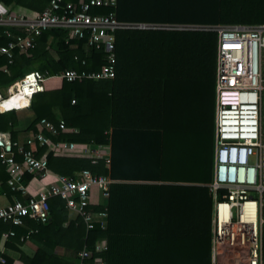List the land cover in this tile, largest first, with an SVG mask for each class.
I'll use <instances>...</instances> for the list:
<instances>
[{
    "label": "trees",
    "instance_id": "1",
    "mask_svg": "<svg viewBox=\"0 0 264 264\" xmlns=\"http://www.w3.org/2000/svg\"><path fill=\"white\" fill-rule=\"evenodd\" d=\"M49 1L0 0V7L8 14L33 18ZM110 12L116 20L131 23L264 24V0H116L114 9L90 10L99 15ZM64 39L63 31H44L27 53L14 51L11 64L7 65L6 58L0 56V67H6V72L0 71V92L30 71L51 76L63 70H101L105 62L101 50L85 48V40L65 43ZM8 43L0 28V47ZM215 48L216 36L212 32L118 31L114 35L112 80L62 81L56 89L32 95L26 108L32 118L23 129H19L16 111L0 113V133L8 134L11 143L19 134H35L41 119L54 125L53 135L42 130L45 144L35 142L25 147L35 158L44 156L48 172L72 176L88 170L120 181L109 187L107 225L103 231L86 232L80 219L67 221L63 201L58 198L47 201L46 224L29 220L22 230L0 222V238L9 230L15 232L4 246L18 253L16 261L0 253L5 264H74L69 258H56L54 247H62L72 256L83 248L91 250L101 237L107 241L106 250L99 255L92 253L88 262L100 256L105 264H209L211 200L206 185L211 180L212 167ZM57 118L66 129L76 132L57 130ZM59 141L108 144L109 162L55 157L52 149ZM11 150L14 152V148ZM16 161L20 158L16 157ZM29 178L27 174L23 177L25 181ZM6 179L0 164V193L9 202L21 200L5 185ZM157 191L198 194L200 203L191 204L189 209L193 207L199 214L200 225L174 232L175 238L185 242L171 249L173 255L167 261L155 257L115 260V249L121 240L141 239V234H146L122 228V222L130 219L124 209L135 200L130 195ZM92 208L99 210L97 206ZM28 229L34 230L29 238L37 248L30 256L18 248L19 238Z\"/></svg>",
    "mask_w": 264,
    "mask_h": 264
},
{
    "label": "built area",
    "instance_id": "2",
    "mask_svg": "<svg viewBox=\"0 0 264 264\" xmlns=\"http://www.w3.org/2000/svg\"><path fill=\"white\" fill-rule=\"evenodd\" d=\"M116 0H50L35 17L8 14L0 7V28L9 43L0 47V56L12 63L14 51L25 54L32 49L35 39L44 31L65 33L64 42L85 40V48L101 50L105 62L98 72L85 73L63 70L56 75L36 71L25 73L14 82L15 92L28 100L44 91V83L57 80L65 83L82 80H112L115 59L114 35L126 30L201 31L216 36L214 63V117L211 180L207 185L212 209L211 264H264L262 253V226L264 224V134L260 128L261 94L264 92V24L256 25H198V24H145L122 22L112 12L92 14L93 8L114 9ZM83 64V62H81ZM6 72V67H0ZM13 94L7 93L0 102ZM73 104V101H71ZM19 110V109H18ZM15 108L7 111H18ZM4 111V112H7ZM2 113V112H0ZM57 130L69 132L62 120L56 121ZM42 130L53 135L56 128L45 119L38 122V131L28 133L24 140L3 144L0 164L7 176L5 185L19 194L0 204V222L11 227L21 226L24 220L46 224L49 220L47 201H63L69 219H80L85 231L105 230L109 187L116 183L107 175H96L81 170L72 176L55 175L47 171L44 156L35 158L25 149L37 142L45 144ZM73 142H56L52 154L62 158H81L109 162V148ZM7 147V149H4ZM14 148V152L11 150ZM16 157L20 161H16ZM25 174H40L50 181L35 193H29L24 184ZM99 198V201H98ZM95 199V201H94ZM97 206L99 210L92 207ZM34 230L28 229L19 238L29 239ZM15 236L13 230L2 234ZM105 250L104 240L97 239L91 250L77 252L74 264H88L91 254ZM0 264H5L0 257Z\"/></svg>",
    "mask_w": 264,
    "mask_h": 264
},
{
    "label": "crops",
    "instance_id": "3",
    "mask_svg": "<svg viewBox=\"0 0 264 264\" xmlns=\"http://www.w3.org/2000/svg\"><path fill=\"white\" fill-rule=\"evenodd\" d=\"M256 25V24H254ZM50 81V80H49ZM48 82V81H47ZM15 85V84H14ZM44 90L56 89L59 84L55 86L47 87L44 86ZM12 89V86L9 88ZM8 89V90H9ZM9 90V91H10ZM214 92V90H213ZM214 100V98H213ZM214 105V104H213ZM23 114L19 116V129H23L27 123L32 118V113L27 109H22ZM2 111V110H1ZM20 111V110H19ZM21 117V119H20ZM214 117V111H213ZM60 120V118H57ZM263 119L261 117V103H260V128L261 131L264 129ZM69 132L75 133L76 129H71ZM0 135L7 141L9 136L6 133H0ZM27 135V134H26ZM24 134H19L17 136L18 140L25 139ZM212 141H213V130H212ZM105 147L109 148L107 144ZM213 148V147H212ZM30 178L25 181L24 184L29 193H35L39 191L46 182L50 181L49 177L41 178L40 174H27ZM120 183V181H115ZM142 183V182H139ZM208 185V184H207ZM206 185V188H207ZM133 201L127 203V208L124 210L129 214V220H124L122 222V228L127 229L132 232H145L146 234H141V239L130 238L121 240L115 249V260L121 257L135 259L138 257H144V259H151L155 257L156 260H169V257L173 255L171 249L180 244L184 240L175 238L174 232H180L183 230H190V228L198 227L200 225L199 214L195 213L194 208L190 210V205L194 203H200V198L198 194L186 193V192H168V191H157V192H142L134 193L130 195ZM7 200L5 196L0 193V204L5 203ZM95 201V199H94ZM99 201V198H98ZM67 217V221H69ZM195 220H197L195 222ZM29 220H24L21 226L16 227L19 229H25L27 222ZM32 222V221H31ZM34 223V222H33ZM35 224V223H34ZM211 230H212V209L210 208V218H209V249L208 258L209 264H211L210 250H211ZM15 233V232H14ZM170 233L173 236H170ZM8 238L1 235L0 238V253L4 256L16 261L18 258L17 251L4 246V243ZM105 242V250L107 247V241L104 237L99 238ZM185 242V241H184ZM25 255H32L36 248V245L29 238L28 240L21 242L18 247ZM142 249L143 252L142 253ZM102 252L98 253L101 254ZM53 254L56 258L72 260L75 262V255H68L65 249L62 247H54ZM88 264H105L102 257L96 256Z\"/></svg>",
    "mask_w": 264,
    "mask_h": 264
},
{
    "label": "bare ground",
    "instance_id": "4",
    "mask_svg": "<svg viewBox=\"0 0 264 264\" xmlns=\"http://www.w3.org/2000/svg\"><path fill=\"white\" fill-rule=\"evenodd\" d=\"M17 85L15 84L14 87L12 86V89L8 92L10 94H13V96L10 97L9 100L7 101H3V102H0V110H2L3 112L4 111H7V110H10V109H16V110H22L26 107L27 103H28V100L26 98H23L18 92H15L14 91V88H16ZM18 110V111H19ZM0 111V112H2ZM0 141H1V144H7V141L0 135Z\"/></svg>",
    "mask_w": 264,
    "mask_h": 264
},
{
    "label": "rangeland",
    "instance_id": "5",
    "mask_svg": "<svg viewBox=\"0 0 264 264\" xmlns=\"http://www.w3.org/2000/svg\"><path fill=\"white\" fill-rule=\"evenodd\" d=\"M263 65H264V60H263ZM56 84H59V82L57 80H50V81L44 83V86H46V88H47V87H50V86H55ZM6 95H7L6 90L0 92V97L5 98ZM23 113H25V112H23V110L16 111V114H17L18 118ZM261 117H262L263 122H264V92L261 94ZM20 119H21V117H20ZM262 133L264 134V129L262 130ZM262 253H263L262 257L264 259V224L262 226Z\"/></svg>",
    "mask_w": 264,
    "mask_h": 264
},
{
    "label": "water",
    "instance_id": "6",
    "mask_svg": "<svg viewBox=\"0 0 264 264\" xmlns=\"http://www.w3.org/2000/svg\"><path fill=\"white\" fill-rule=\"evenodd\" d=\"M8 93V92H7ZM3 145L1 144V141H0V148L2 147ZM4 149H7V147H4Z\"/></svg>",
    "mask_w": 264,
    "mask_h": 264
}]
</instances>
